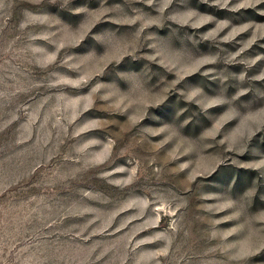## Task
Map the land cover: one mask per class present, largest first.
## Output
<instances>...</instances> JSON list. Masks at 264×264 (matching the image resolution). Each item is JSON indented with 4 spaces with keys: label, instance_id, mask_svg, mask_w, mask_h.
<instances>
[{
    "label": "rangeland",
    "instance_id": "1",
    "mask_svg": "<svg viewBox=\"0 0 264 264\" xmlns=\"http://www.w3.org/2000/svg\"><path fill=\"white\" fill-rule=\"evenodd\" d=\"M0 264H264V0H0Z\"/></svg>",
    "mask_w": 264,
    "mask_h": 264
}]
</instances>
